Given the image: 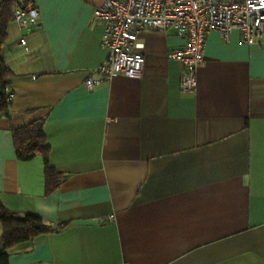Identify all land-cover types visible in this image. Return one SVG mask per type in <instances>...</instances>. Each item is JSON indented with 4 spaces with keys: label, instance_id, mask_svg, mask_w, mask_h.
Segmentation results:
<instances>
[{
    "label": "crops",
    "instance_id": "crops-1",
    "mask_svg": "<svg viewBox=\"0 0 264 264\" xmlns=\"http://www.w3.org/2000/svg\"><path fill=\"white\" fill-rule=\"evenodd\" d=\"M104 1L36 0L37 28L7 24L0 202L53 227L7 248L9 264H264V37L211 30L185 92L167 56L183 38L142 30L141 77L89 89ZM38 121L62 176L52 188L42 153H15L13 129Z\"/></svg>",
    "mask_w": 264,
    "mask_h": 264
},
{
    "label": "built area",
    "instance_id": "built-area-1",
    "mask_svg": "<svg viewBox=\"0 0 264 264\" xmlns=\"http://www.w3.org/2000/svg\"><path fill=\"white\" fill-rule=\"evenodd\" d=\"M7 1L14 2L12 20L22 28L39 26L36 0ZM93 16L103 23L101 43L107 55L95 69L98 76L85 80L89 89L117 73L141 77L145 58L134 49L142 46L137 43L142 30L174 28L183 38L182 43L167 51V56L182 63L180 87L185 92L196 87L197 68L204 61L211 30L218 31L224 41L233 29L239 30L246 43L264 37V0H105L93 9ZM20 43L28 50L25 37Z\"/></svg>",
    "mask_w": 264,
    "mask_h": 264
},
{
    "label": "trees",
    "instance_id": "trees-1",
    "mask_svg": "<svg viewBox=\"0 0 264 264\" xmlns=\"http://www.w3.org/2000/svg\"><path fill=\"white\" fill-rule=\"evenodd\" d=\"M14 2L0 1V115L9 109V69L2 58V46L6 38V27L12 19ZM15 153L19 159H28L42 153L45 166L47 185L56 186L61 180V174L47 165V150L45 132L41 121L25 127L13 129ZM0 264H9L7 248L28 240L31 237L51 231L53 227L41 217L30 212H14L0 202Z\"/></svg>",
    "mask_w": 264,
    "mask_h": 264
}]
</instances>
